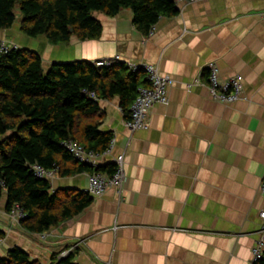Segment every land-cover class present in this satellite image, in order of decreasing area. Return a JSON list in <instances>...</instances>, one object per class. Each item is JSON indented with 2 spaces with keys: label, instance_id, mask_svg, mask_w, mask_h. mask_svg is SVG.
Here are the masks:
<instances>
[{
  "label": "crops",
  "instance_id": "0c3cea01",
  "mask_svg": "<svg viewBox=\"0 0 264 264\" xmlns=\"http://www.w3.org/2000/svg\"><path fill=\"white\" fill-rule=\"evenodd\" d=\"M178 6L177 15L162 17L147 36L125 8L115 16L95 14L103 25L97 39L51 44L41 38L32 49L46 69L118 55L156 65L174 83L145 129L126 127L118 96L99 101L100 128L114 135L100 163L124 153L123 194L109 188L44 237L10 222L4 196L0 257L19 246L45 264L54 252L74 248L76 264H249L264 208V0H181ZM16 31L0 30V37L22 47ZM211 61L221 76L243 75L242 99L211 96L204 69ZM87 184L86 171L51 181L53 190L85 191Z\"/></svg>",
  "mask_w": 264,
  "mask_h": 264
},
{
  "label": "trees",
  "instance_id": "16d2710c",
  "mask_svg": "<svg viewBox=\"0 0 264 264\" xmlns=\"http://www.w3.org/2000/svg\"><path fill=\"white\" fill-rule=\"evenodd\" d=\"M125 8L132 10L133 23L145 36L162 17L180 12L176 0H0V30L18 21L24 35L43 36L51 44L68 43L73 36L97 39L103 25L95 14L115 16ZM148 85L146 70H134L124 61L108 66L89 60L54 62L46 69L39 52L26 47L4 51L0 45V203L6 196V212L17 204L23 208L22 230L45 233L92 203L86 191L53 190L32 166L57 168L60 175L94 171L77 161L64 142L77 140L95 153L109 150L114 135L100 128L105 111L99 101L118 96L128 118L139 88ZM97 170L111 174L115 163ZM5 235L0 228V242ZM75 251L65 256L54 252L49 264H76ZM0 264L45 263L13 246ZM255 264H264V254Z\"/></svg>",
  "mask_w": 264,
  "mask_h": 264
},
{
  "label": "built area",
  "instance_id": "2783aa9c",
  "mask_svg": "<svg viewBox=\"0 0 264 264\" xmlns=\"http://www.w3.org/2000/svg\"><path fill=\"white\" fill-rule=\"evenodd\" d=\"M181 0H176L179 4ZM1 49L8 51L16 45H8L2 40L0 42ZM114 60L124 61L120 56L114 58H105L93 61L97 66H108ZM132 69L137 70L139 68L145 69L147 73L148 86H141L139 88L138 95L134 100L131 109L130 116L125 120L124 124L131 131L138 129H145L149 126V115L151 109L160 103L168 102V89L172 83L173 78L164 74L160 69L153 64H143L124 61ZM205 71L207 72V86L209 88L211 96L220 102L234 103L243 98L244 91V78L241 74L233 76H221L216 62L211 61L205 65ZM194 83H200L199 78L195 79ZM89 94L95 97V92H89ZM114 140H112L109 150L113 147ZM64 146L73 155V157L84 164L90 165L94 168V171H87L88 184L85 191L92 197L101 196L109 188H113L116 193L121 196L124 191L126 171H125V156L124 153L119 154L115 160V170L109 174L107 172L98 171L97 168L101 165L100 160L102 155L109 152L107 150L104 153H95L88 151L79 141L69 139L64 142ZM35 174L40 178L48 179L50 182L59 175L58 169H46L38 164L32 166ZM261 193L264 195V178L261 184ZM9 220L13 224H19L20 221L25 218L26 213L23 208L18 204L15 205L8 213ZM260 218L263 223L258 232V237L255 241L252 249V258L249 264H255L264 254V208L260 212ZM45 233H43V237ZM73 249L63 253L62 256L68 255Z\"/></svg>",
  "mask_w": 264,
  "mask_h": 264
},
{
  "label": "rangeland",
  "instance_id": "374dc122",
  "mask_svg": "<svg viewBox=\"0 0 264 264\" xmlns=\"http://www.w3.org/2000/svg\"><path fill=\"white\" fill-rule=\"evenodd\" d=\"M17 14H19L18 11H17ZM12 28L17 30L16 32H18V33L17 34H13V35L16 36V41L18 43H20L22 45V47H29L31 49H35V48L39 47L38 45L40 43V39L41 38L42 39L45 38L43 36H40V37H29L27 35H24L19 29V22L18 21L14 24V26ZM20 35H22L23 38L20 37ZM2 40H4V42L6 44H8V45H11V46L12 45H16L18 47V44H15V42H12V41L10 42L7 37H5V38H1L0 37V42Z\"/></svg>",
  "mask_w": 264,
  "mask_h": 264
}]
</instances>
